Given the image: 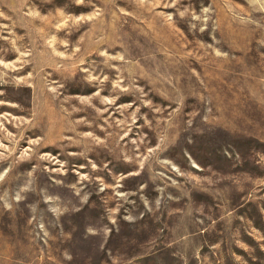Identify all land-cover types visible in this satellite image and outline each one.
Instances as JSON below:
<instances>
[{
  "label": "rangeland",
  "instance_id": "rangeland-1",
  "mask_svg": "<svg viewBox=\"0 0 264 264\" xmlns=\"http://www.w3.org/2000/svg\"><path fill=\"white\" fill-rule=\"evenodd\" d=\"M0 264H264V0H0Z\"/></svg>",
  "mask_w": 264,
  "mask_h": 264
}]
</instances>
